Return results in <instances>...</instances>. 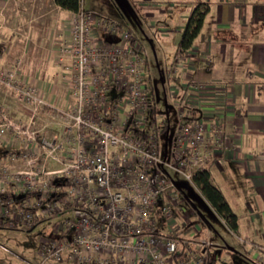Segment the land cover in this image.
I'll return each instance as SVG.
<instances>
[{
	"label": "built area",
	"instance_id": "1",
	"mask_svg": "<svg viewBox=\"0 0 264 264\" xmlns=\"http://www.w3.org/2000/svg\"><path fill=\"white\" fill-rule=\"evenodd\" d=\"M65 34L58 83L70 104L49 103L19 61L0 70V85L16 104L48 117L20 125L0 108V146L12 151L0 156V225L25 232L38 220L51 225L37 264H203L190 260V248L171 228L176 205L167 171L191 182L221 144L219 127L177 110L172 149L162 158L156 133L141 123L148 107L144 61L130 34L98 16L93 21L81 1ZM161 197L167 203L156 208ZM156 215L166 221L165 233Z\"/></svg>",
	"mask_w": 264,
	"mask_h": 264
},
{
	"label": "crops",
	"instance_id": "2",
	"mask_svg": "<svg viewBox=\"0 0 264 264\" xmlns=\"http://www.w3.org/2000/svg\"><path fill=\"white\" fill-rule=\"evenodd\" d=\"M199 3L204 2L194 0L195 6ZM207 12L198 35L203 31ZM228 14L225 10L221 20L214 23L216 34L196 42L197 35L186 54L174 57L173 53L170 65L167 67L166 62H162L157 75L159 83H164L169 92L175 87L181 91L178 103L194 113L193 120L205 126L214 122L219 127L221 144L209 152L203 166L218 176L215 184L209 174L211 183L236 217L235 233L218 219L227 232L240 241V235H248L240 226L231 203H260L264 210V3L261 8L244 6L235 20L228 19ZM71 18L72 13L59 9L51 0H0V70L19 61L20 72L49 103L57 106L65 104L63 98L68 102L58 83L67 61L60 64L57 53L66 39L65 28ZM230 33L233 39L228 40L226 37ZM176 44L173 43L175 47ZM143 61L149 95L150 75ZM5 93L12 97L2 86L0 108L6 113L8 98ZM14 106L17 107L15 103ZM20 118L19 111L14 109L12 119L20 125L25 124L26 115ZM9 152L11 149L0 146L2 156ZM165 152L167 149L163 154ZM156 203L158 208L167 201L161 197ZM189 213L193 215L190 209ZM154 219L160 231L166 229L160 216ZM171 228L177 229L173 219ZM196 228L197 233L199 228ZM206 252L205 247L200 251L201 254Z\"/></svg>",
	"mask_w": 264,
	"mask_h": 264
},
{
	"label": "rangeland",
	"instance_id": "3",
	"mask_svg": "<svg viewBox=\"0 0 264 264\" xmlns=\"http://www.w3.org/2000/svg\"><path fill=\"white\" fill-rule=\"evenodd\" d=\"M80 1L82 9L93 21L95 16H98L101 20L114 23L119 29L130 34L138 55L146 61L150 75L147 92L158 109L154 122L160 124L162 121H166V130L156 133L160 156L164 158V150L170 151L172 149L171 142L180 122L177 110L183 109V104L178 103L181 102V91L178 92L176 87L173 88L174 93H178L176 95L177 100L176 97L173 98L168 91L170 89L164 88V83L162 85L159 83L157 70L162 66V62H166L167 67L170 65L172 55L175 52L173 43L179 40L184 24L195 6L194 0ZM203 2L208 8V12L205 15L203 31L198 35L196 42L216 34L213 32V25L216 21L221 20L225 10L229 13L227 18L235 20L244 6L261 8L264 3L259 0H203ZM218 34L222 35L220 31ZM231 35L233 33H230L226 38L228 40L233 39ZM94 36L98 37V40L104 44L109 42L96 30ZM116 44L121 45V41H117ZM0 88L2 89V86ZM5 95L8 98L5 103L8 108L5 115L8 119L14 120L12 113L16 109L21 118H25L26 115V122L31 118L36 123H44V120H48L44 111L32 113L31 110H25L13 100L10 101L9 99L12 97L8 93ZM62 100L65 103L64 106L71 103L69 100L67 102L65 98ZM13 102L17 107L14 106ZM182 122L184 121L182 120ZM141 123L147 131L149 128L153 129L152 122L147 116ZM17 164L20 163L17 162ZM210 173L211 179L215 183L218 176L213 174L212 170ZM167 175L173 184L170 193L174 201L171 203L178 206L174 208L175 211L172 216L177 226V238L190 248V260L193 263L196 258H202L203 264H264V210L260 203H247L248 205L246 203H242V205L241 203H236L237 205L231 203L238 214L240 226L248 235H240L239 241L227 232L222 222L208 204L204 203L190 181L171 171H167ZM189 209L193 215L187 214ZM162 221L164 224L166 223V221ZM196 226L199 228L197 233L194 231ZM165 231L166 229L162 228L161 232L165 233ZM205 233L207 234L205 235ZM51 234H54L51 225L44 221L35 225L29 232L9 230L4 225H0V248L6 250L4 252L0 249V264H37L41 242H45ZM204 246L207 252L201 254L200 251ZM45 264L70 263L51 261Z\"/></svg>",
	"mask_w": 264,
	"mask_h": 264
},
{
	"label": "trees",
	"instance_id": "4",
	"mask_svg": "<svg viewBox=\"0 0 264 264\" xmlns=\"http://www.w3.org/2000/svg\"><path fill=\"white\" fill-rule=\"evenodd\" d=\"M51 1L59 9L73 14L77 12L80 0H51ZM206 10L207 7L205 6L204 3H199L193 8L192 12L187 18V21L184 24L183 30L176 44L174 57L183 56L190 49L193 40L196 38V36L200 31L203 21V16L206 13ZM133 42L134 40L131 37V43ZM183 109L188 118V121L193 120L192 119L193 117L191 116H193L194 113L186 107H183ZM157 114H158V109L153 103L151 96L148 95V107L145 116H147L151 120L153 131L155 133L164 132L166 130V121H162L161 125L155 124L154 117ZM203 162L202 165L194 172L191 178V183L194 186V188L198 191V193L201 195V197L205 200V202L208 204L210 209L224 223L225 227L230 232L235 233L237 229L236 217L231 212L230 208L228 207L221 193L211 183L209 172L207 168L203 166ZM42 221L43 220L35 221L34 224L37 225ZM176 258L180 259V255L174 257V259ZM181 260L182 263L184 262L186 263V261H188L184 259Z\"/></svg>",
	"mask_w": 264,
	"mask_h": 264
}]
</instances>
